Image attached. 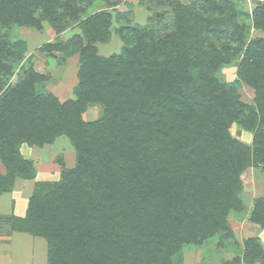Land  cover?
<instances>
[{"label":"trees","instance_id":"16d2710c","mask_svg":"<svg viewBox=\"0 0 264 264\" xmlns=\"http://www.w3.org/2000/svg\"><path fill=\"white\" fill-rule=\"evenodd\" d=\"M198 1L154 0L149 23L116 29L122 46L103 57L95 44L109 41L118 14L85 15L83 0H0V195L35 177L21 145L64 136L76 153L57 182L36 184L23 216H0V226L46 242V264H181L216 235L232 242L227 217L245 208L240 177L252 166L264 174V0L251 15L237 0ZM43 21L56 33L70 22L80 30L41 47L78 53L73 98L63 103L10 35ZM231 64L227 83L218 74ZM239 82L252 104L239 100ZM90 105L99 115L85 121ZM232 123L252 133L250 144L230 134ZM247 220L264 228V197ZM238 253L222 264H264L257 237Z\"/></svg>","mask_w":264,"mask_h":264},{"label":"rangeland","instance_id":"374dc122","mask_svg":"<svg viewBox=\"0 0 264 264\" xmlns=\"http://www.w3.org/2000/svg\"><path fill=\"white\" fill-rule=\"evenodd\" d=\"M62 2L66 0H61ZM78 1L80 0H73ZM154 1V0H153ZM150 0H83L88 3L85 15L106 9L112 16L119 15L118 21L112 19L109 30L112 35L107 43H96L97 54L103 57H109L117 54L122 46L120 37L114 31L120 27L145 26L149 23L150 16L155 13L152 11V2ZM160 1V0H158ZM181 4L189 5L198 0H174ZM151 2V3H150ZM260 0H237V8L240 12L252 14L254 8L260 4ZM160 4V3H159ZM169 16V12H166ZM156 14V13H155ZM164 14V13H163ZM240 22L252 27L251 20L237 18ZM157 23V22H155ZM69 23L67 28L60 33L46 21L41 24V29L28 27H16L11 31L13 42L22 41L25 44L24 55L28 58L35 72L46 77L44 90L52 93L59 102L63 103L71 98L72 89L77 84L76 72L79 65L78 53L70 55L58 53L55 51L46 52L41 49L43 45H54L57 42H64L75 34H80L78 27ZM159 26V24H156ZM161 26V25H160ZM250 37L259 36V32L251 28ZM234 65L224 66L220 69L218 77L224 82L230 83L236 79ZM14 82L12 78V83ZM239 100L245 104H252L253 90L242 82L235 84ZM99 115L96 105L87 106L82 118L85 121H93ZM230 134L244 144H250L252 133L242 130L237 124L232 123L229 127ZM21 157L32 163L35 169V177L31 181L17 179L12 189L7 192L10 194L0 195V214H11L22 216L26 209L27 201L31 196L35 186L39 182H57L60 179V173L64 169H72L75 166L76 153L70 141L60 136L50 145H44L41 148L25 144L19 147ZM0 171L4 172V167L0 163ZM242 190L240 197L245 206L241 213H230L227 217L230 230L233 234L232 242L225 241L216 235V239L206 247L190 250L182 255L181 264H222L223 261H230L237 256L243 242L250 237H257L261 247L264 249V228H258L247 220L248 209L257 198L264 197V174L260 167L252 166L247 168L241 175ZM218 242H221L220 249ZM24 257H28L26 253ZM20 257V254H14ZM42 255H38L41 257ZM245 264V263H240ZM253 264H261L255 261Z\"/></svg>","mask_w":264,"mask_h":264},{"label":"crops","instance_id":"0c3cea01","mask_svg":"<svg viewBox=\"0 0 264 264\" xmlns=\"http://www.w3.org/2000/svg\"><path fill=\"white\" fill-rule=\"evenodd\" d=\"M0 173L2 172L0 171ZM7 194L10 193L2 195ZM10 215L14 214H0V216ZM15 253L20 254L18 259L14 256ZM24 253L28 257H24ZM40 254L42 256L38 257ZM0 264H46V242L42 238L33 237L26 233L9 231L8 227L0 226Z\"/></svg>","mask_w":264,"mask_h":264}]
</instances>
